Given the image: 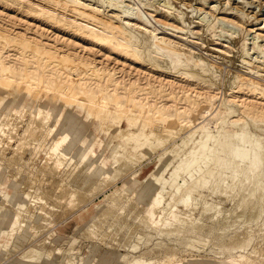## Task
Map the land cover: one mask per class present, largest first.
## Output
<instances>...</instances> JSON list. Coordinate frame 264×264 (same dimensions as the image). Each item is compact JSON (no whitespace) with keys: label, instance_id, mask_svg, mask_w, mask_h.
<instances>
[{"label":"rangeland","instance_id":"374dc122","mask_svg":"<svg viewBox=\"0 0 264 264\" xmlns=\"http://www.w3.org/2000/svg\"><path fill=\"white\" fill-rule=\"evenodd\" d=\"M17 1L22 3L21 7L0 3V34L5 35H0V121L7 116H15L17 122L24 116L25 110L47 112L49 127H54L55 136L63 144L71 145L73 154L78 155L74 167L58 180L74 188V168L82 167L74 176L85 174L88 182L84 184H88L94 196L91 205L73 218L68 216L67 219L56 213L48 223V231L44 230L38 234L39 237L32 239L30 223H22L21 207L31 203L28 194L39 202L43 192L47 195V191L52 190L55 195L49 185L56 189L60 182L53 186L51 178L41 173L45 161L43 155H34V158L26 156L27 166L24 169L19 166L7 171L1 161L0 209H7L0 211V264H54V258L45 259L44 251L62 249L65 252L71 247H74L76 258L85 255L84 264H118L120 255L129 258L132 264H165L171 257V264H264L263 256L251 255L254 251L260 254L264 248V213L259 221L260 227L253 225L252 245L246 250L225 251L222 243H214V237L204 249L189 248L186 239L173 243L155 237L146 243L140 242L141 239H136V236L131 239V235L125 233L118 236L113 232L107 239V245L85 238L94 224L108 230L109 221L102 218V210L112 204L107 198L117 190L120 191L118 196L125 197L118 204L126 203L128 198L132 200L125 215L128 219L125 224L127 231L132 225L139 224V217L151 216L153 205L159 206L158 213L163 214L168 223L190 215L186 209L190 196L216 205L219 202L217 197L204 187L205 182L211 180L213 171L219 170L226 175L225 168L230 164L245 165L249 156L259 151V144L260 148H264V100L249 90H244L246 93L230 90L227 83L230 78L227 79L225 74L220 82H214L189 72L193 70L194 56L200 55L204 59H215L216 63L233 73L257 77L255 73L239 68L241 54L246 50L250 53L248 61L253 58L257 65L260 63L259 73L264 76V0H123L124 5L134 9L133 17L140 22L139 25L142 23L148 29L156 26L158 34H162L158 38L172 39V42L186 45L185 49L181 47L184 51L192 49L195 52L193 57L181 56L182 51L157 43V51L170 62L168 73L141 63L133 54H127L124 48L102 44L43 16L29 15L22 7L32 5L44 8L86 29L104 32L91 21L82 20L41 0ZM164 1L171 6V11L181 13L184 25L172 18L170 11L166 12L168 9L156 6L159 3L163 5ZM90 2L98 5L102 1ZM148 5H155L157 11ZM206 13L209 17L206 15L205 18L211 21H208L209 38L197 41L195 38L198 37L192 32L199 31L198 22ZM106 14L112 15L111 12ZM153 17L163 24L184 26L187 31H179V35L169 31L166 33L170 35L165 31L162 33V27ZM97 18L106 20L102 16ZM220 19L229 22V27H235L233 31L228 29L229 35L236 32L232 36L236 42L228 41L231 47L233 45L234 53L230 55L227 53L231 51L226 47L228 44L223 43L227 40L219 37L224 35ZM151 23L155 24L154 27H150ZM198 65L204 66L203 62ZM93 70H97L98 74H93ZM67 90L68 95H65ZM184 124L188 126L181 136L175 140L163 138L167 143L161 145L163 135ZM190 135L185 144V137ZM201 140V145H198ZM158 145L161 147L154 150ZM180 147L181 152L176 156ZM192 150H196L193 176L187 174L173 179V169ZM262 153L264 158V149ZM222 160L224 163L221 165ZM129 161L138 163L131 164L132 170L127 176L113 184L110 178L103 181L106 175L114 176L115 170ZM17 170L20 172L18 179L15 178ZM53 194L50 193L51 196ZM54 200L49 203L55 205ZM227 203L219 204L228 210L232 204ZM136 204L139 206L133 209ZM30 205L34 206V203ZM118 208L114 212H119ZM54 209L57 210L56 207ZM193 217L200 219L198 213ZM202 223L210 225L207 219ZM159 226L164 228L161 223ZM240 233L245 232L242 230ZM23 234L25 242L24 238L21 239ZM30 239L31 242L36 241L31 245ZM229 240L226 238L224 243L228 244ZM203 241L199 240L202 245ZM133 244L139 245L134 253L128 250ZM32 250L36 254L30 255ZM25 254L32 258H27Z\"/></svg>","mask_w":264,"mask_h":264},{"label":"bare ground","instance_id":"6f19581e","mask_svg":"<svg viewBox=\"0 0 264 264\" xmlns=\"http://www.w3.org/2000/svg\"><path fill=\"white\" fill-rule=\"evenodd\" d=\"M101 1L102 2H100V4L96 5L91 3L90 0H80L77 2L71 0H41V2L50 5L56 9H59L63 12H71L74 15L80 17L82 20L91 21L93 24L99 26L100 29H103L105 33L95 32L93 31V29H86L85 27L78 25L70 20L64 19L63 15L61 17L59 15L57 16L56 15L57 13L52 14L49 10L44 8H37L32 5L27 7L23 6L22 8L25 9V12L29 15L36 17L43 16L45 19L51 20L63 28L72 30L86 37L97 39L102 44H108L113 46L117 45L118 48H124L127 51V54H133L141 61V63H147L153 68L164 73H168L171 70V66L166 56L157 51L156 49L157 43L174 50L182 51L184 54L181 52L182 53L181 56L182 55H189L191 57L194 56L195 52L192 49H188L184 51V49L187 47L186 45L183 46L180 45L179 43L172 42L171 41L172 39L168 40L165 38H158V36L162 34H158V30L156 29V26L155 28L148 29V26L142 23L141 25H139L140 22H136V18L133 17L134 9L129 5H124L123 0L118 2L117 0H101ZM114 1H116L117 3L112 4ZM1 2L10 3L18 7L22 6V3L17 0H0V3ZM167 5L168 4L165 2L163 5L159 3L156 6L168 9L167 11L166 10L163 11L164 12L166 11L167 13L168 11H170L169 15L172 18H176V20H179V22L182 23L181 25H184V21L182 19L181 13L178 11H171V9L169 8L170 5L169 6ZM148 6L154 8L155 11H157L158 9L155 5L154 6L148 5ZM202 10L200 9L199 11ZM233 11H237V10L233 9ZM106 12L109 13L111 12L112 15L106 14ZM237 13L239 14V12ZM207 14L208 13H206L205 16L203 15L204 16L203 19L201 17V20H199L200 22H198L200 24L199 25L200 28L197 27L199 31L192 32L193 36L198 37V39L195 38V40L197 41L201 40L202 38H209L210 29L208 26H209V22L211 21H209L210 19L205 18ZM98 16H102L106 18V20L105 21L100 20L97 18ZM207 17L209 16L207 15ZM220 21L223 23L222 25L224 28L221 32L224 35L219 37L221 38V40L222 38H225L227 40L226 42L223 43L228 44L226 47L227 49L229 48L231 51H227V53L228 55H230L234 52H233V45L231 47V44L228 41L232 43L233 41L236 42V40L232 37L234 34H236V32H233L231 35H229L228 29H231V31H233L235 27L234 26L229 27L231 26L230 23L224 19H220ZM150 22L151 21L149 20V23ZM157 23L162 27L161 28L162 29L161 31H163L162 33H164V31L165 33L169 31V33L171 32L174 35H179V31L181 32L187 31L184 26L175 27L171 24H163L162 22L159 21H157ZM154 25L155 24L151 23L150 27H154ZM173 37L176 38V36ZM182 39L189 41L187 37H182ZM225 39H223V41ZM181 42L184 41L181 40ZM181 47H183L184 49H182ZM246 47L247 45L244 44V48ZM249 57H250V53L244 50V53L241 54L242 62L239 68L245 69L247 73H255L257 77L251 76L252 74L251 75L239 74L238 72L233 73L232 71H230V69L226 70L223 68L221 64L216 63V61H214L215 59L212 58L204 59L200 55L194 56V61L192 62L193 70L189 72L192 73L194 76L198 75L203 79H211L214 82H220L221 81L220 79L224 77L222 75L225 74L227 79L230 78L229 82L227 81L230 90L232 91L243 90V92L244 90H249L254 95L259 96V98L261 97L264 100V76L259 73L260 63H258L257 65V62H254L253 58H252L253 60L251 59L250 61H248ZM201 62H203L204 65L203 67H200V65H198V63ZM97 70H93L92 73L98 74ZM107 74L108 73H106V75ZM68 92L69 91L67 90L65 92V95H68ZM49 118L50 116L48 115V113L43 110H37V111L25 110L24 116L21 118V120L17 122L15 120V116L12 117L7 116L3 121H0V162L3 161L5 169H7L8 171V168L17 169V167L19 166H21L19 168L24 169V167L27 166L25 165L26 156H32V158H34L33 157L34 155L35 156L37 155V157L39 155H43L45 161L43 162L44 163L42 165L43 167H41L40 169L41 173L46 174L51 178L52 185L57 182L58 183L60 182L59 184L57 183L58 185L56 189L52 188L49 182L50 184L49 186L51 189H53L55 195L53 194L52 190L47 191L49 192V194H47L48 197H46L47 195L45 192H43L44 195L40 193L42 195V198L39 197L41 199L39 202L35 200V197L32 194H28L29 202L34 203V206L30 205L31 203L30 204L27 203L23 207H21L22 209L21 220L23 221L22 223L23 224L25 222L30 223L29 229H32L31 232L33 233L31 234V238L33 237L35 239L37 238V236L39 237L38 234L40 232L42 231L44 232V230H47L48 223H50L51 219L56 215V213H61L62 215L61 217H67V219L68 216H70V218L71 217L73 218L78 212L91 205L92 203L91 201L94 196L92 190L89 187H87L88 184H84L88 182L87 176L85 174L78 175L77 177L74 176L82 170V167L74 168L76 169L75 174L72 177V181L74 180L76 185L74 188L70 187L69 185L63 184L61 183L62 181L58 180L61 179L63 176L65 177V173L67 171H70L74 167L75 160L78 158V155L73 154V148L71 145L63 144V142L59 140V137L55 136L56 132L54 127H49V123H50ZM187 126L188 125L185 124L184 126L180 125L176 128L174 132H167V134L164 133L166 135L162 136L161 145H165L167 143V141L164 140L163 138L165 139L170 138L174 140L177 139V137L181 136V134L187 129ZM191 136L192 135H190L187 138L185 137L184 140L185 144H187ZM201 143L202 140L199 141L198 145H201ZM260 146L261 144H259L258 152H255L251 156H249L248 161L247 163H245V165L230 164L228 167L225 168L226 175L224 173H221V171L219 170L213 171L211 180L206 181L204 187L207 188L211 194L217 197L219 202H217L216 205H212L208 202L203 203L202 199L195 198L194 196H190V200L186 204L187 212H189L190 215L186 217H179L177 218V222H171V223L166 222L164 215L158 213L159 206L153 205L152 215L151 216L145 215L139 217V224L132 225L130 227V230L127 231L125 230V224L128 221V219L125 215H126V210L127 208H129V204L132 200H130V198L127 199L126 197L127 199L126 203L122 205L118 204L119 200L123 199L124 196H118L120 194V191L117 190L116 193L112 194L110 197L107 198L109 201H112V204L106 206L102 210L103 211V214L101 215L102 218H105L106 222L107 220L109 221L108 230H104L103 229L104 227H100V225L98 226L97 224H94L88 232L86 231L87 233L85 232L86 233L85 238L92 240L93 243L99 242L101 244L107 245V239L110 237V235L113 232L115 233V235L119 234L118 236L125 233L126 235L130 234L131 239L133 238V236L134 237L136 236V239L138 238L141 239L139 240L140 242L145 241L146 243H149L151 239H154L155 237L159 238V240L160 239L167 240L173 243H178L181 242V240L186 239V241H188L187 245L189 246V248L204 249L207 245H209L210 243L209 240L211 239V237H214L215 239L214 243L215 244L222 243L225 251H229L231 249L246 250L250 248L253 241V233H254L253 225L257 224V228L260 227L259 221L264 213V168H263L264 158L262 156L263 154L262 151L264 148H260ZM159 147L161 146L160 145L155 146L153 149L157 150ZM181 149L182 147L177 149V152L175 154L176 156L180 154ZM195 152L196 150H192L187 155L182 157L179 164L175 167V169H173L174 170L172 173L173 179H175L176 177H183L187 174L193 176V172L195 170V164L193 160ZM225 153H227V151H225ZM136 163L138 162L129 161L123 163L117 170H115L114 176L106 175L103 181L106 180L107 178H110L111 180L110 182L113 184L120 178L127 176L132 170L131 164H136ZM223 163L224 162L222 160L220 164L222 165ZM16 172L17 175L15 176V178L18 179L17 177L18 175H20V172L18 173V170ZM38 174L40 173L38 172ZM33 184L31 186H33ZM35 185H37V182H35ZM50 193L53 194L54 197L51 196ZM43 196H45V198H43ZM53 198L55 199L54 200L55 205H51L49 203L51 199L53 200ZM220 202L223 203L231 202L232 207L226 210L223 206H220L219 204ZM4 205L5 204H3V206ZM138 206L139 205L136 204L133 209H137ZM54 207H56L57 210H55ZM117 208L119 212L116 213L114 212V210H116ZM5 209L7 208L6 207L1 208L0 211H3ZM14 212L16 211L14 210ZM196 213L200 215V219L193 217V215H195ZM204 219H207L209 221L210 223L209 226L203 225L202 222ZM65 221L67 220L65 219ZM101 221H103V219ZM160 223L162 224V226H164V228H161L159 226ZM21 230L22 227L20 229V232ZM242 230H244L245 233L241 234L240 231ZM24 235L25 234L22 235L21 239L24 238L23 241L25 242L26 238L24 237ZM226 238L230 239L228 244L224 243V240ZM35 239L32 241L33 242L36 241ZM201 239H204L203 245L201 244V242H199V240ZM137 241L136 243H138ZM33 242H31L30 239L31 245L33 244ZM33 249L35 251V248ZM138 249H139L138 244H133L128 248V250L132 251L133 253L138 251ZM34 251L32 250L31 253L29 252L30 255H34L35 253ZM44 254H45L44 257L47 260H51L50 258H54L55 259L54 264H84L85 255H80V257L76 258L74 256L75 255L74 247H71L65 252H63L62 249H55L54 251L45 250ZM251 255L254 256L261 255L264 258V248L262 249L260 254L254 251L253 253H251ZM120 257L121 258L118 264H132L130 259L125 257L124 255H120ZM172 262H173V257H171L167 262H165V264H171Z\"/></svg>","mask_w":264,"mask_h":264}]
</instances>
